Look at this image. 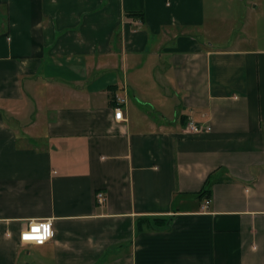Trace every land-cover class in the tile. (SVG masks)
<instances>
[{"label":"crops","instance_id":"0c3cea01","mask_svg":"<svg viewBox=\"0 0 264 264\" xmlns=\"http://www.w3.org/2000/svg\"><path fill=\"white\" fill-rule=\"evenodd\" d=\"M0 264H264V0H0Z\"/></svg>","mask_w":264,"mask_h":264},{"label":"built area","instance_id":"2783aa9c","mask_svg":"<svg viewBox=\"0 0 264 264\" xmlns=\"http://www.w3.org/2000/svg\"><path fill=\"white\" fill-rule=\"evenodd\" d=\"M118 105L114 108V119L121 120L123 118V112L121 111L120 105L125 102L123 97L116 96ZM187 132H202L208 131L210 129L209 125L202 126L189 121L185 127ZM96 200L98 203H103L105 200V195L102 191L96 193ZM210 200L208 198L204 199L201 208L205 209ZM54 235V230L52 226V221L49 219L44 220H33L29 221L26 227L19 233V240L22 243H33L36 245H42L46 241L50 240Z\"/></svg>","mask_w":264,"mask_h":264},{"label":"trees","instance_id":"16d2710c","mask_svg":"<svg viewBox=\"0 0 264 264\" xmlns=\"http://www.w3.org/2000/svg\"><path fill=\"white\" fill-rule=\"evenodd\" d=\"M126 16H139L142 17L143 13L129 11L125 14ZM205 194V193H202ZM208 197V195L206 196ZM168 219L166 217H138L136 219V230L139 231L142 228V224L147 223L156 227L165 226Z\"/></svg>","mask_w":264,"mask_h":264},{"label":"rangeland","instance_id":"374dc122","mask_svg":"<svg viewBox=\"0 0 264 264\" xmlns=\"http://www.w3.org/2000/svg\"><path fill=\"white\" fill-rule=\"evenodd\" d=\"M147 225H151V224L144 223V224H142V228H145ZM160 227H162V226H160Z\"/></svg>","mask_w":264,"mask_h":264}]
</instances>
